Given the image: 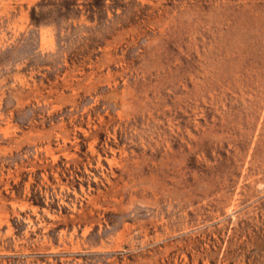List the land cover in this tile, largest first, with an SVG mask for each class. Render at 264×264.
<instances>
[{
    "label": "rangeland",
    "instance_id": "1",
    "mask_svg": "<svg viewBox=\"0 0 264 264\" xmlns=\"http://www.w3.org/2000/svg\"><path fill=\"white\" fill-rule=\"evenodd\" d=\"M42 1L0 0V264H264V0Z\"/></svg>",
    "mask_w": 264,
    "mask_h": 264
},
{
    "label": "trees",
    "instance_id": "2",
    "mask_svg": "<svg viewBox=\"0 0 264 264\" xmlns=\"http://www.w3.org/2000/svg\"><path fill=\"white\" fill-rule=\"evenodd\" d=\"M105 0H95L94 3H92V8L101 6L102 2ZM77 1L76 0H61V2H56L53 0H43L39 3V7L48 6L46 11V14L50 15V13H57L61 15L62 12L64 13H70L73 8L75 7ZM38 7H34L32 11V20L36 23H41L45 18L46 14L44 12L38 13L37 11Z\"/></svg>",
    "mask_w": 264,
    "mask_h": 264
}]
</instances>
